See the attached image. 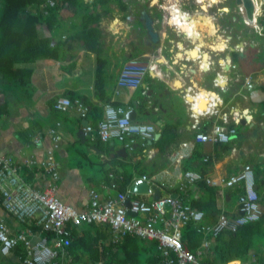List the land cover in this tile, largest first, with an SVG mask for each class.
I'll list each match as a JSON object with an SVG mask.
<instances>
[{
	"label": "crops",
	"instance_id": "crops-1",
	"mask_svg": "<svg viewBox=\"0 0 264 264\" xmlns=\"http://www.w3.org/2000/svg\"><path fill=\"white\" fill-rule=\"evenodd\" d=\"M107 1L101 4V0H83L89 15H100L98 23H92V26H97L100 30L98 44L93 50L86 48L85 41L80 36L83 34V17L76 15L61 18L52 32L44 24L37 25L41 36L47 37L53 33L51 45L58 43L61 59H37L32 63L17 64L32 69L30 82L34 89L28 92L27 99L31 102L29 107L20 102L21 97L14 98L10 89L5 90L6 82L0 78V154L9 155L21 163L34 158L36 165L28 167L36 170L30 183L35 181L32 185L44 190L49 182L48 180L45 183L42 175L45 150L52 144L50 129H54L55 134L59 136L58 147L53 150L59 174L56 180L57 195L63 202L78 209H85L89 204L91 189L101 195L102 201L108 196H114L117 191H130L127 193L128 201L129 197L145 202L164 197L177 199L181 204L203 213L200 221L190 220L179 228L182 240L184 228L187 226H193L196 232L202 235V241L192 251H201L200 257L203 261L204 255L211 251V243L217 236L213 237L198 229L203 224L214 223L220 213H226L228 216L237 214V201L244 191L243 184L225 186L222 182L230 174L242 170L246 164L250 165L253 177L257 174L254 179H259L258 184L255 179V188L264 214V91L259 89V86L264 84V33L260 30L262 37L259 38L250 36L252 43L248 56L236 57L238 61L246 64L241 67L242 74L237 75V81L230 79L228 82L227 64L232 49L228 47L226 38L214 37L211 27L201 24L195 26L194 21L189 23L191 26H179L172 24L171 19H168L166 26L157 31L161 33L160 43L152 46L155 43L152 42L143 16L145 14L148 18L150 13L147 10H132V0ZM178 13L181 16L187 15L186 11ZM196 15L191 17L195 18ZM263 15L259 10L256 12L255 21L250 23L252 29L255 26L263 28V25L256 21ZM196 23L198 24L197 21ZM42 27L46 28L43 34L40 33ZM151 27L154 31L152 24ZM166 32L168 39H164ZM131 59L148 62L151 70L137 88L117 87L119 70L124 62ZM242 80L247 85H241ZM252 84L256 86L252 87ZM98 86H101L103 93L97 90ZM23 92L25 93L21 91ZM67 92L73 94L74 99H71ZM197 92L207 96L213 95L217 105L216 113L199 117L194 128V117L191 115L193 111L184 99V94ZM232 95L236 97L231 99ZM59 97L69 98L71 102L80 97L102 107L107 103H117L116 106L123 108L131 107V122L153 125L154 136L143 143L137 137L131 149L116 139L108 141L107 145L102 141L96 146L93 143L97 138L96 129L92 126L90 118L86 117L87 112L81 116L75 106L67 111L56 110L53 102ZM16 99L19 102H15ZM207 100L209 99L206 97L200 99L198 109H206ZM139 102H146V106L140 108ZM102 109L104 115V108ZM246 110L248 113L253 112L254 117L260 116L262 122L258 123L256 128L245 130L244 142L238 149L237 139L230 137L232 133L229 126L233 127L234 118H237L234 115L243 117L247 114ZM83 120H87V125L93 127L92 139L76 134L77 130L82 128ZM216 125L226 130L229 135L227 141L196 139L198 132L208 133ZM239 128L237 126L236 129ZM74 152L86 163L83 164L76 155L71 158ZM94 166L98 168L94 169ZM124 172L132 175V178L122 185L120 176L123 177ZM187 172H192L195 178H186ZM142 176L146 177L151 193L148 189L142 193L130 190L134 181ZM37 182H41L39 187ZM206 186L215 191L213 197ZM157 190L158 197L149 200V196L155 195ZM211 199L214 201V208L219 211L215 216L211 214L212 210L206 212L207 205L212 203ZM199 206L206 209H200ZM167 213L169 215L165 216L169 217L170 209H167ZM129 214L140 220L144 218L139 213ZM0 218L12 229L19 226L16 220L3 210L1 204ZM81 225L77 226L79 234H82L79 229ZM97 226L102 230L107 228V240L114 245L122 243L127 236L126 234L114 242L109 225ZM156 226L161 227L162 223L159 222ZM224 232L232 231L226 230L220 234ZM204 242H208L207 249L203 245ZM157 253L155 248L145 249L143 255ZM19 254L14 250L8 257L0 258V262L19 264ZM253 254L254 250H251L247 261Z\"/></svg>",
	"mask_w": 264,
	"mask_h": 264
},
{
	"label": "built area",
	"instance_id": "built-area-1",
	"mask_svg": "<svg viewBox=\"0 0 264 264\" xmlns=\"http://www.w3.org/2000/svg\"><path fill=\"white\" fill-rule=\"evenodd\" d=\"M50 3L52 4V1ZM259 3L261 7L264 5V0ZM240 10L244 11L242 7ZM179 16L181 15L176 11L171 13L169 19L174 22ZM177 24L187 26V24ZM230 66L234 67L232 64ZM150 70L151 66L146 61L128 60L119 70L116 86L137 88ZM203 97L209 100L206 102V109L200 110L198 102ZM184 99L193 111L191 115L194 117V128L197 126L199 117L216 113L217 103L213 95L207 96L202 92L189 95L185 93ZM72 106L77 108L81 116L87 112V107L80 99L71 102L69 98L61 97L54 104L56 110L62 111H67ZM130 112L131 107L123 108L110 103L105 104L104 115L98 121L95 135L104 142L114 139L124 142L125 146L130 149L133 148L137 137L142 140V143L152 139L155 133L154 126L148 123H132L128 117ZM93 132L92 126L84 127L85 136L92 139ZM50 133L52 144L45 150L42 171L45 183L48 180L49 182L44 190L33 186L35 181L30 183L19 174L18 170L23 163L14 161L9 155L0 154L1 206L19 225L16 229H12L3 218H0V258L8 257L14 247L18 243H22L24 254H19V264H72V259L66 250L70 243L71 233L68 224L79 225L97 222L109 225L114 242L119 241L126 234H135L148 240H154L161 258L157 264H207L200 257L201 251L188 249L179 232V228L188 221H200L203 213L181 204L177 199L164 197L152 202H145L129 197V206L126 207L127 193L130 191L126 193L117 191L114 196H108L106 200L102 201L101 195L91 189L89 190V204L85 209H78L63 202L57 195L58 163L53 156V150L59 144V136L55 134L54 129H50ZM195 137L197 140L213 142L229 139L226 130L218 125L208 133L198 132ZM36 162L34 158H30L23 165L29 167L35 165ZM185 177L195 178L192 172H187ZM134 182L136 184L146 182V177L142 176ZM222 183L225 186L242 183L244 191L238 197L236 215L228 216L226 213H220L214 223L203 224L199 227L198 230H202L205 234H211L213 237L226 230L235 232L239 226L259 220L263 214L250 165L246 164L242 170L230 174ZM36 185L39 187L41 182H37ZM151 191L149 188L148 192L151 193ZM167 203L170 205L169 217L165 216L167 213L165 204ZM128 211L141 214L144 217L143 220L135 218ZM159 222L162 223L161 227L156 226ZM25 223L36 226L46 235L41 236ZM203 245L206 247L208 242H204ZM0 264L4 263L0 262ZM94 264L103 263L98 261ZM245 264H264V261H259L252 255Z\"/></svg>",
	"mask_w": 264,
	"mask_h": 264
},
{
	"label": "trees",
	"instance_id": "trees-1",
	"mask_svg": "<svg viewBox=\"0 0 264 264\" xmlns=\"http://www.w3.org/2000/svg\"><path fill=\"white\" fill-rule=\"evenodd\" d=\"M50 1H52V4ZM106 2L108 1L101 0L100 3L105 4ZM2 4L0 12V78L5 80L6 83L13 84L16 90L25 91L27 95H29L28 92L34 89L30 82L32 69L20 67L17 64H28L37 59L59 61L62 55L60 46L57 45L58 43L51 45L53 33H50V36L47 37L41 36L37 30V25L44 24L52 32L54 27L59 24L61 18L77 15L81 18L83 17V21H81L83 34L80 36L85 41L86 48L93 50L98 44L100 30L97 26H92V23H98L100 15H89L85 10L86 7L83 5V0H2ZM259 23L263 25L262 31L264 33V15L259 18ZM255 36L258 38L262 37L257 33ZM259 89L264 91V84H261ZM97 90L103 93L101 86H98ZM67 93L71 99H74L73 94ZM57 99L53 102V106ZM79 99L86 105V117L90 118L92 126L96 129L98 121L103 118L102 108L104 106L102 107L91 101L87 102L86 99L84 100L80 97ZM262 104L264 105V100ZM138 106L144 108L146 102H139ZM101 142L102 140L97 136L93 143L97 146ZM107 144L108 142H105V145ZM11 159L18 161L12 157ZM20 164L22 163L20 162ZM23 164L18 172L26 181L30 182L36 170ZM131 176L124 172L123 177L120 176V180H123L122 185L129 182L132 178ZM254 177H257V174ZM255 179L256 184H258L259 179ZM206 188L210 189V194L213 197V192L215 191L207 186ZM211 201L212 203L207 205L208 210L206 212L212 210L211 214L215 216L219 211L214 208V201L212 199ZM198 208L206 209L204 206H199ZM25 224L41 236L46 235L45 232L36 226L30 223ZM81 224H79L81 225L79 229L82 230V234L78 233L77 226L68 224L71 235L70 243L66 250L67 254L74 258L72 264H89L97 260H102L104 264H157L161 259L158 253L149 256L143 255L145 249L152 250L155 248L157 250L155 241L146 242L134 235H127L122 243L114 245L107 240V228L102 230L99 228L100 226L92 223ZM182 238L183 242L191 250H194L195 246L200 244L203 239L202 235L197 233L193 226L184 228ZM104 241L107 242L104 243ZM144 244H147V246ZM210 249L211 251L203 257V261L207 264H244L249 258L251 250H254L253 255L259 261H264V214L257 221L239 226L235 232L220 234L211 243ZM14 250L24 254L23 244L18 243L12 252Z\"/></svg>",
	"mask_w": 264,
	"mask_h": 264
},
{
	"label": "flooded vegetation",
	"instance_id": "flooded-vegetation-1",
	"mask_svg": "<svg viewBox=\"0 0 264 264\" xmlns=\"http://www.w3.org/2000/svg\"><path fill=\"white\" fill-rule=\"evenodd\" d=\"M259 1L261 2V0ZM261 7V12L264 14V5ZM131 9L134 11L147 10L150 13L148 14L150 24L156 32L166 26L171 13L186 11L187 15L173 19L175 23L172 22V24L188 25L191 21H194L195 26L201 24L205 27H211L215 38H226L228 47L232 49L230 61L227 65H234L232 73L236 76L242 74L241 67L246 65L241 60L238 61L236 57H247L252 43L250 36L256 33L261 35L262 31L261 29V31L255 30L254 32V29L250 26L249 18L245 16L244 12L236 8L235 0H132ZM256 10L258 9L256 8ZM195 14H197L195 18L191 17ZM256 21L258 23L259 18ZM157 34L159 39L161 33L157 32ZM165 34L164 39H168L169 35L167 32ZM159 43L152 44V46Z\"/></svg>",
	"mask_w": 264,
	"mask_h": 264
},
{
	"label": "water",
	"instance_id": "water-1",
	"mask_svg": "<svg viewBox=\"0 0 264 264\" xmlns=\"http://www.w3.org/2000/svg\"><path fill=\"white\" fill-rule=\"evenodd\" d=\"M258 1L256 0H235V5H236V8H238L240 10V7H242L244 9V12L246 14V16L249 18V21H253L256 19V8L259 9L260 7V4L258 6ZM146 22H145V26L148 30V33L150 34L151 36V39H152V42L153 43H157L159 42V39H158V34H156L154 31H152V27H151V24L147 18V16L144 14L143 15ZM221 69V68H220ZM228 74H229V78H228V82L230 81V79H232L233 81H237L238 78L235 74L232 73V67L231 66H228ZM217 72H215L214 75H216ZM241 85H247L245 83L244 80H242L240 82ZM253 86L252 87H255L256 84H252ZM252 88H250L251 90ZM234 97H236V95H232V98L233 99ZM247 114L244 115L243 117H240L236 114L234 115L237 116V118L235 117L234 118V124L232 123L233 127L229 126L230 127V131L232 133V135L230 137H232L234 140L237 139V148L239 149L241 146H242V143L244 142V137H245V130H248L249 128H256V125L258 123H261L262 120H261V117L260 116H253V112L252 113H248V110H246ZM245 112V113H246ZM129 118H131V113L128 115ZM88 124L87 120H83L81 121V126L82 128L78 129L77 130V136L79 137H83L84 138V127ZM231 124V123H230ZM237 126H239V130H237ZM253 132L255 133V131L253 130ZM156 136V134H155ZM246 141V140H245ZM256 187V186H255ZM148 189V184L146 182H143V183H140V184H132L130 186V190L132 192H137V193H142V192H146ZM159 191L157 190V192L155 193V195L153 196H149V200H151L152 198H157L158 197V194ZM173 197L175 196V194L172 195ZM127 204H129V201L127 200L126 201ZM165 207L167 209H170V205L167 203L165 204ZM131 214H135V213H132ZM166 215H169V213H166Z\"/></svg>",
	"mask_w": 264,
	"mask_h": 264
},
{
	"label": "rangeland",
	"instance_id": "rangeland-1",
	"mask_svg": "<svg viewBox=\"0 0 264 264\" xmlns=\"http://www.w3.org/2000/svg\"><path fill=\"white\" fill-rule=\"evenodd\" d=\"M256 1H258V0H256ZM259 2H258V6H259ZM2 0H0V12H1V8H2ZM258 9V8H257ZM259 12L262 10V9H260V7H259ZM258 10H257V13H258ZM242 12V11H241ZM244 12V11H243ZM244 14H245V12H244ZM245 16H246V14H245ZM254 29L255 30H261L260 28H257L256 26L254 27ZM44 32H46V28H44V27H42V29H40V33H44ZM253 35V34H252ZM250 50H251V48H250ZM142 84V83H141ZM5 85V90H11L12 91V94H13V96H14V98H16V97H21L22 98V100L20 101L21 103H23L24 105H27V107H29V105H31L30 103V100L29 99H27V97H28V95L26 94V92L24 93H21V91H23V90H20V89H17L16 90V88L14 87V85L13 84H11V83H5L4 84ZM14 90V91H13ZM18 92L17 94H14L13 92ZM147 91V90H146ZM146 91L144 92V94L146 95ZM6 92V91H5ZM22 94V95H21ZM20 95V96H19ZM148 97V96H147ZM15 102H19V100L18 99H16L15 100ZM18 104H20V103H18ZM76 155V157H77V159L78 160H81L82 161V163L83 164H85L86 162L85 161H83V159H81L80 158V156L78 155V154H76L75 152L73 153V154H71V158L72 157H74ZM94 159H95V157H94ZM96 160V159H95ZM94 169H97L98 167L97 166H94L93 167ZM237 203H238V201H237ZM92 224H95V225H101V223H97V222H94V223H92ZM70 225H72V224H70ZM73 226H78V225H73ZM70 235H71V233H70ZM68 253V252H67ZM70 259H72V262H73V257L70 255ZM98 261H101L102 263H103V261L102 260H97V261H95V262H98ZM95 262H92V263H90V264H94ZM74 264V263H73ZM104 264V263H103ZM231 264V263H230ZM235 264H237V263H235Z\"/></svg>",
	"mask_w": 264,
	"mask_h": 264
},
{
	"label": "bare ground",
	"instance_id": "bare-ground-1",
	"mask_svg": "<svg viewBox=\"0 0 264 264\" xmlns=\"http://www.w3.org/2000/svg\"><path fill=\"white\" fill-rule=\"evenodd\" d=\"M190 30H191V29H190ZM193 33H195V32H193ZM198 104H201V102H200V103H198ZM125 205H126V207H127V206H129V205H128V204H126V203H125ZM128 213H131V212H130V211H128ZM261 217H262V216H261ZM127 235H135V234H127ZM135 236H137V235H135ZM137 237H139V236H137ZM139 238H141V239H146V238H143V237H139ZM147 240H148V239H147ZM151 241H154V240H151ZM205 248L207 249V248H208V246H206Z\"/></svg>",
	"mask_w": 264,
	"mask_h": 264
}]
</instances>
